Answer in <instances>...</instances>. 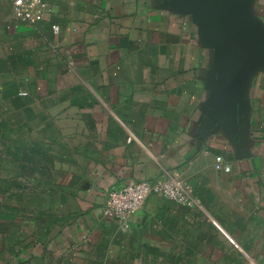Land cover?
Returning a JSON list of instances; mask_svg holds the SVG:
<instances>
[{
    "label": "crops",
    "instance_id": "crops-1",
    "mask_svg": "<svg viewBox=\"0 0 264 264\" xmlns=\"http://www.w3.org/2000/svg\"><path fill=\"white\" fill-rule=\"evenodd\" d=\"M46 2L30 26L0 0V264H264V63L231 116L214 46L170 0ZM246 11L264 29V0ZM172 173L195 208L103 216L109 190Z\"/></svg>",
    "mask_w": 264,
    "mask_h": 264
},
{
    "label": "water",
    "instance_id": "water-1",
    "mask_svg": "<svg viewBox=\"0 0 264 264\" xmlns=\"http://www.w3.org/2000/svg\"><path fill=\"white\" fill-rule=\"evenodd\" d=\"M202 27L214 46L222 80L218 106L234 116L250 74L264 63V29L247 14L248 0H170Z\"/></svg>",
    "mask_w": 264,
    "mask_h": 264
},
{
    "label": "built area",
    "instance_id": "built-area-1",
    "mask_svg": "<svg viewBox=\"0 0 264 264\" xmlns=\"http://www.w3.org/2000/svg\"><path fill=\"white\" fill-rule=\"evenodd\" d=\"M9 1L14 18L30 26H35L52 12L46 0ZM51 29L54 34H58L59 27L56 24H53ZM20 95L25 96L27 94L21 92ZM213 167L217 172L229 173L231 171V166L224 161L221 155L215 156ZM151 196L190 209L197 205V200L191 193V186L179 173H172L154 180L136 181L122 188L109 190L105 197L103 216L120 222L121 226L126 229L131 217L144 206Z\"/></svg>",
    "mask_w": 264,
    "mask_h": 264
}]
</instances>
